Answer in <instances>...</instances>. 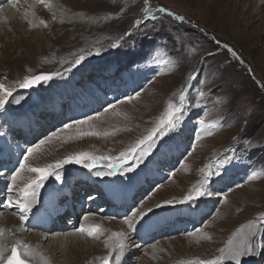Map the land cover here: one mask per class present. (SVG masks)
<instances>
[{
	"label": "rangeland",
	"instance_id": "obj_1",
	"mask_svg": "<svg viewBox=\"0 0 264 264\" xmlns=\"http://www.w3.org/2000/svg\"><path fill=\"white\" fill-rule=\"evenodd\" d=\"M147 7L150 14L145 0H0V82L14 89L0 109V264L13 247L26 264H102L110 255V264H189L246 239L254 249L239 264H264V0H148ZM79 55L86 58L75 65ZM53 73L60 75L18 87L25 76ZM169 101L182 104L183 115L148 154L114 159L117 175L107 174L115 169L106 160L91 171L64 165L65 176L48 177L29 211L16 206L37 176L28 168L81 152L116 158L157 126ZM201 119L216 126L202 128ZM20 162L26 169L13 183ZM208 165V194L179 203ZM93 225L102 229L96 238L78 231ZM113 233L126 237L119 261Z\"/></svg>",
	"mask_w": 264,
	"mask_h": 264
},
{
	"label": "snow or ice",
	"instance_id": "obj_2",
	"mask_svg": "<svg viewBox=\"0 0 264 264\" xmlns=\"http://www.w3.org/2000/svg\"><path fill=\"white\" fill-rule=\"evenodd\" d=\"M9 4L15 6L17 0H8ZM38 3L45 4L48 6L50 3V0H37ZM148 0H145V12L150 14V9L147 7ZM2 10V9H0ZM158 11L165 12L167 11L166 9L160 8ZM171 16H174L175 19L177 20H183L184 18L182 16H176L174 13L169 12L168 13ZM155 19V17H152ZM31 23V22H29ZM41 23H44L45 26L46 23L44 21H41ZM137 25H139L140 21L136 22ZM117 44H113L112 47H117ZM89 55L92 53L89 52ZM96 55L100 54V49H96L95 52ZM86 57L84 55H79L78 58L74 61L75 65H79ZM161 64H167L169 63V60H160L159 61ZM54 75H60V73H53V74H41L38 76H25L22 82H18V87L20 88H31L34 87L36 84L41 83V82H46L48 80H51ZM189 79H192V76L188 77ZM14 89L8 88L5 86L4 83L0 82V109H4L6 104L8 103V98L12 97ZM186 93L181 92L179 99L181 101L185 100ZM129 100L132 99V97H128ZM17 104L20 103L19 100L15 101ZM108 109L106 108L105 111ZM183 105H177L173 101H169L167 108L165 109L164 114L160 117L157 126L153 128L150 133L145 136L143 139L137 141L135 145H133L128 151L126 152H121L118 157L116 158H110V157H97L93 156L90 153H76L74 155L68 156L63 160L56 161L54 164H49L44 168H28L27 170L30 172L37 173V176L34 180H32L29 184L25 185L23 189L20 190V198L16 201V206L21 209V211H29L30 210V205L36 200L38 190L43 186L44 181L50 177V176H55L57 180L61 179V175L59 172V169H61L64 165L67 164H82L83 167L89 169H93L96 164L100 160H106L109 161L108 167L110 169H116L119 165L117 163H113L112 161L119 160L121 163L126 162L129 159H135L137 155H140L143 157V155L148 154L152 147V143L154 142V138L157 135H163L164 130L167 129L169 131L175 130L178 125V121L180 120V117L183 115ZM91 119V117H89ZM74 123L76 124H82L85 123V121H75ZM199 124L201 125L202 128H209V127H215V124L208 125L205 123L203 119L199 121ZM65 128H70V124H66L64 126ZM108 133H105L107 135ZM209 135L211 134L210 132L208 133ZM55 135V134H53ZM80 135H98V133L95 132H82ZM44 141H41L40 144H43ZM40 145L37 144L34 147H29L27 149V153L25 155V160L28 158V156L32 155L37 149H39ZM207 167V172L205 170H201V174L203 179L197 184L194 185L192 190L188 193V195L184 196V198L179 201V203H191L195 199H198L201 196H204L207 193V188L212 180L213 172H212V166L208 165ZM26 169V165L23 162L19 163V167L14 171L13 175L10 177V180L15 183L17 176L20 174L21 171ZM102 173L96 172V175L99 176ZM108 175H112V171H109L107 173ZM220 173L217 172L215 175H219ZM9 192L13 191V186L12 184H9L6 186ZM166 204H171L172 201H165ZM159 207V205H158ZM148 211H151L149 209ZM142 217L146 215V213H141L140 214ZM21 220H25V217L21 215ZM128 224V227L135 230V225L131 220L126 221ZM261 223H264V221H261ZM3 229H0V236L3 235ZM79 232L86 233L89 237L96 238L99 233L102 232V229L99 225H93L89 226L87 228L81 227L78 229ZM113 237L118 238L116 242L112 245L111 252L117 253L115 256V259L117 261L120 260L121 255L123 254L125 244L124 240L126 237L124 236L123 233H113ZM252 236H255V232L252 233ZM111 239V237H110ZM108 246L106 242V247ZM254 249V244L252 243L251 240L246 239L245 242L242 245L236 246V247H229L228 249H221V255L211 259V260H200V261H194V262H189V264H223V261L225 259H229L235 262V264H239V258L245 255H251ZM24 256L28 255V248L25 246V252L23 253ZM111 255L104 257L102 264H110L111 260ZM0 260H4V254H3V245L0 244ZM6 264H26V260L22 259L21 254L18 251L17 247H13L11 249V255H9L6 259Z\"/></svg>",
	"mask_w": 264,
	"mask_h": 264
},
{
	"label": "bare ground",
	"instance_id": "obj_3",
	"mask_svg": "<svg viewBox=\"0 0 264 264\" xmlns=\"http://www.w3.org/2000/svg\"><path fill=\"white\" fill-rule=\"evenodd\" d=\"M5 13L7 14V15H9V14H11L12 13V10L11 9H8V8H6L5 10ZM109 107H107V109H108ZM106 109V108H105ZM58 111V113L60 112L59 110H57ZM162 157H163V155H162ZM161 157V158H162ZM157 160H160L159 158L157 159ZM153 164V163H152ZM156 163H154L153 165H155ZM121 167H118V168H116L115 170H111L112 172H113V174H115V175H117V173H119V171H117V169H120ZM61 173V178L62 177H64L65 176V173L64 172H60ZM70 175V174H69ZM68 175V176H69ZM66 176H67V174H66ZM68 176L67 177H65V179H67L68 178ZM64 179V178H63ZM113 180H110V182H112ZM64 182H66V181H62L61 182V184H62V186H63V184H64ZM114 184L115 183H113V184H110V186H111V191L113 192V193H111V194H113L112 196L113 197H116V195L115 194H117V192H116V188L114 187ZM118 185V187H117V190L120 188V184H117ZM75 186H77V185H75ZM74 186V187H75ZM69 187V186H68ZM105 190H107V187L105 188ZM120 191H121V189H120ZM65 192H67V194L69 195V196H71V193H70V188L69 189H65ZM107 192V191H106ZM116 201H117V199H115ZM33 205V204H32ZM35 205H37V201H36V203H35ZM175 217H178V216H176L175 215ZM176 222L175 221H171V224H175ZM74 224V222L72 221L71 222V226L70 227H72V225ZM173 225H169V226H173ZM62 227H64V226H60L59 228H62ZM136 232H138V230H136ZM73 237H70V239H75L76 238V235L75 234H73L72 235Z\"/></svg>",
	"mask_w": 264,
	"mask_h": 264
},
{
	"label": "water",
	"instance_id": "obj_4",
	"mask_svg": "<svg viewBox=\"0 0 264 264\" xmlns=\"http://www.w3.org/2000/svg\"><path fill=\"white\" fill-rule=\"evenodd\" d=\"M38 75H41V74H36V75H34V76H38ZM37 85V84H36ZM31 88H33V87H31Z\"/></svg>",
	"mask_w": 264,
	"mask_h": 264
}]
</instances>
